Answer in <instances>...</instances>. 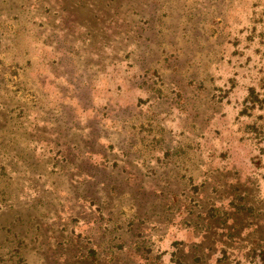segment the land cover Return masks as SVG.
Wrapping results in <instances>:
<instances>
[{
	"label": "rangeland",
	"instance_id": "1",
	"mask_svg": "<svg viewBox=\"0 0 264 264\" xmlns=\"http://www.w3.org/2000/svg\"><path fill=\"white\" fill-rule=\"evenodd\" d=\"M261 235L264 0H0V264H251Z\"/></svg>",
	"mask_w": 264,
	"mask_h": 264
},
{
	"label": "trees",
	"instance_id": "2",
	"mask_svg": "<svg viewBox=\"0 0 264 264\" xmlns=\"http://www.w3.org/2000/svg\"><path fill=\"white\" fill-rule=\"evenodd\" d=\"M246 198L247 197L244 196V201L242 204H239L236 207L232 206L230 208L229 216L227 217V220L224 221L223 225L227 235L230 237H236L237 241L244 230L247 231L253 227L252 232L257 233V231L261 229L259 228V224L256 223L257 215L259 214L254 213L253 208L250 207L252 206L250 201L248 199L246 200ZM258 235L259 233L256 235V237H258ZM259 237L264 239V235ZM258 246V248H254L250 252L249 256H247L251 259V264H264V242L263 245L259 244ZM177 262L178 264H182L181 260H177ZM227 264H231V262L229 261Z\"/></svg>",
	"mask_w": 264,
	"mask_h": 264
}]
</instances>
